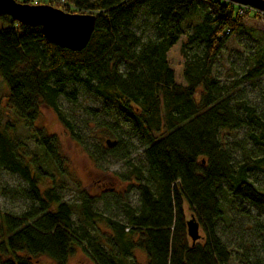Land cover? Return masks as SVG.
<instances>
[{
    "label": "trees",
    "instance_id": "1",
    "mask_svg": "<svg viewBox=\"0 0 264 264\" xmlns=\"http://www.w3.org/2000/svg\"><path fill=\"white\" fill-rule=\"evenodd\" d=\"M41 3L93 13L96 26L87 46L73 51L49 42L41 26L0 16V76L16 121L5 122L0 113V170L24 179L18 191L29 201L21 214L0 213V264H42L43 257L69 264L79 250L94 264H228L232 250L218 232L221 195L264 210V106L251 103L242 87L264 76V50L230 86L215 77L214 64L245 18L264 21V11L230 0ZM197 12L201 19L190 24ZM184 35L185 84L177 82L168 58ZM80 88L98 97L103 111L129 122L144 146V159L134 163L131 141L106 123L117 143L106 142L100 155L127 159L122 177L138 193V205L117 195L121 220L99 211L104 197L80 182L77 201L63 199L68 160L58 137L35 124L48 106L83 142L61 109V98L77 99ZM87 111L97 116L95 108ZM18 122L29 128L33 145L16 133ZM192 217L203 230L196 242L188 233ZM259 235L264 244L262 223ZM135 251L145 254L144 262Z\"/></svg>",
    "mask_w": 264,
    "mask_h": 264
},
{
    "label": "rangeland",
    "instance_id": "2",
    "mask_svg": "<svg viewBox=\"0 0 264 264\" xmlns=\"http://www.w3.org/2000/svg\"><path fill=\"white\" fill-rule=\"evenodd\" d=\"M23 2L26 0H17ZM33 4L37 1L33 0ZM46 4V3H45ZM201 19V12H197L195 18L190 21ZM182 36L179 42L169 51L168 58L171 67L176 72L178 83H184L182 76L184 58L181 54L182 43L186 40ZM259 50H264V21L255 16L245 18V26L235 32L227 42L224 50L218 56L214 64V75L222 83L232 85L242 78L244 72L253 64ZM243 89L251 103L264 106V76L256 82H245ZM9 90L0 76V113L3 111L4 121L16 122L13 111L7 105ZM87 108L98 110L96 115L88 113ZM61 109L67 117L76 125V131L83 137V142L76 140L71 131L59 118L58 114L48 106H42L35 124L46 129L49 134L58 137L61 149L66 156L71 175L64 177V189L61 193L66 201H77V183L85 187L91 194L103 196L99 201L98 209L107 216L123 219L118 215L116 205L117 195H128L133 205H138V193L130 190L122 175L129 170V162L121 156L105 155L100 152L106 145L109 136V127H112L133 144L130 150V158L134 163H140L144 159V146L140 139L119 113L111 110H102V101L94 94L86 93L83 88L75 100L61 98ZM16 133L20 138L33 145L31 132L23 122L17 123ZM245 129L242 130L240 139L243 138ZM101 146V149L98 147ZM99 148V149H98ZM236 156L241 158V152L236 150ZM5 187L7 193L2 192ZM26 182L18 174L0 170V213L21 214L26 211L29 201L20 196L19 189L25 188ZM224 205V215L218 221V232L222 239L232 250V257L228 264H250V261L260 257L264 260V244L259 235V223L264 225V210H260L250 202L239 200L232 201L225 194L221 195ZM240 205H243L241 208ZM76 218V217H75ZM103 229L107 225L100 223ZM200 233L203 234L202 228ZM138 260L144 262L145 254L135 251ZM42 264H54L50 258L43 257ZM69 264H94L93 261L82 251L69 259Z\"/></svg>",
    "mask_w": 264,
    "mask_h": 264
},
{
    "label": "water",
    "instance_id": "3",
    "mask_svg": "<svg viewBox=\"0 0 264 264\" xmlns=\"http://www.w3.org/2000/svg\"><path fill=\"white\" fill-rule=\"evenodd\" d=\"M230 1L264 11V0ZM5 14L26 25L41 26L49 42L73 51L87 46L96 26V15L93 13H71L45 3L0 0V16ZM106 142L111 147L117 140L108 138ZM187 226L190 237L196 242L201 236L199 222L192 217Z\"/></svg>",
    "mask_w": 264,
    "mask_h": 264
},
{
    "label": "built area",
    "instance_id": "4",
    "mask_svg": "<svg viewBox=\"0 0 264 264\" xmlns=\"http://www.w3.org/2000/svg\"><path fill=\"white\" fill-rule=\"evenodd\" d=\"M35 1H38V0H35Z\"/></svg>",
    "mask_w": 264,
    "mask_h": 264
}]
</instances>
